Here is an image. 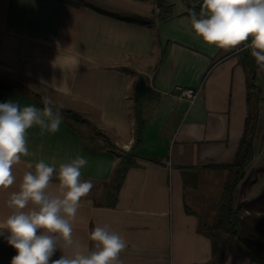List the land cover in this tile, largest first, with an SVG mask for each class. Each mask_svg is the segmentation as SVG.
I'll return each instance as SVG.
<instances>
[{"label": "crops", "instance_id": "crops-1", "mask_svg": "<svg viewBox=\"0 0 264 264\" xmlns=\"http://www.w3.org/2000/svg\"><path fill=\"white\" fill-rule=\"evenodd\" d=\"M84 1L75 6L61 0H0V80L12 85L0 88V103L43 107L21 90L26 86L50 96L54 106L80 113L129 151L135 128L132 93L138 86L153 99H142L150 105L145 106L148 119L136 149L137 164L126 170L115 204L109 206L108 177L118 160L94 127L65 116L56 133L42 135L33 126L27 130V146L34 155L21 157L13 166L14 184L0 188V221L10 214L6 201L19 190L30 164L44 160L58 170L61 163L84 156L88 164L81 179L94 187L70 221L81 253L95 243L90 231L107 225L128 242L120 254L122 264H211L212 239L200 224L215 219L234 178L226 165L235 160L248 112L245 54L239 46L222 49L203 42L191 29L189 8L173 11L152 0ZM86 3L114 13L155 12L166 18L148 25ZM141 73L146 87L140 86ZM41 79H55L58 88H47ZM257 82L263 90L258 77ZM188 87L198 90L193 100L179 95L178 88ZM256 134L252 144L259 146L264 129ZM84 137L94 149H86ZM253 158L244 167H250V181L233 199L234 206L264 189V157ZM256 169L262 173L254 177ZM57 184L53 181L49 191L56 194ZM60 255L58 250L52 259ZM0 264L10 261L0 255ZM222 264L256 263L230 247Z\"/></svg>", "mask_w": 264, "mask_h": 264}, {"label": "clouds", "instance_id": "clouds-1", "mask_svg": "<svg viewBox=\"0 0 264 264\" xmlns=\"http://www.w3.org/2000/svg\"><path fill=\"white\" fill-rule=\"evenodd\" d=\"M189 17L192 31L203 42L222 49L243 45L264 69V0H202L199 11L193 7ZM41 83L49 89L58 88L55 79H41ZM69 91L65 82V94ZM42 105L21 107L13 100L0 103V188L14 184L13 166L21 157L34 155L27 146L28 129L38 126L42 135L60 130L63 117L59 107L48 95L42 97ZM87 164V158L78 155L61 163L58 170L44 160L34 168L28 166L19 190L6 201L10 214L0 221V237L16 250L10 264H122L120 254L128 242L107 225L90 231L95 243L85 253L79 251L80 241L73 238L70 221L81 199L94 187L91 181L81 179V169ZM53 179L58 181L56 194L49 191ZM58 250L62 255L52 259Z\"/></svg>", "mask_w": 264, "mask_h": 264}, {"label": "trees", "instance_id": "trees-1", "mask_svg": "<svg viewBox=\"0 0 264 264\" xmlns=\"http://www.w3.org/2000/svg\"><path fill=\"white\" fill-rule=\"evenodd\" d=\"M61 1L75 6L85 4L84 0ZM162 4L163 2L161 1L159 6L161 7ZM201 4L202 2L195 4V9L197 11H199ZM86 5H89L102 13L148 25L153 24L158 19L163 21L166 18L163 14L156 15L155 12H152L149 15H141L132 12L114 13L89 3H86ZM189 9L192 10L193 8L190 7ZM241 51L246 57L245 68L247 72L248 112L243 136L237 149L235 160L232 164L226 165V167L234 170V178L228 182L226 195L218 206L215 219L210 224L206 222L200 224V231L207 234L212 239L213 258L211 264H222L230 247H236L251 263L264 264V189L255 198L241 201L237 203V206H234L233 204V191L235 190L237 183L244 177V167L250 161L253 153L252 140L256 132L258 121V102L262 97L260 88L258 93H256L257 63L249 52L246 50ZM252 74H255L254 83L250 81V76ZM0 88L12 89V85L0 80ZM21 90L42 105L43 96L40 93L35 92L26 86H21ZM132 94L131 110L135 119V128L133 134L134 140L129 151H125L115 144L107 134L101 132L100 129H97L91 124L90 120L80 113L72 109L59 107L61 115L69 118L74 123H86L88 126L94 127V133L96 135H101L105 139L107 143L106 148L113 152L117 158L118 161L108 177L107 196L113 197L112 200L108 202L109 206L115 204L116 193L121 186L126 170L137 164L136 159L138 154L136 149L140 144L142 133L148 119V116H146L147 110L142 99L144 97H146L144 98L146 100L153 99L148 92L140 91L138 86L133 88ZM88 140L89 139L84 137V146L86 149H94L89 145ZM53 181L56 180L53 179ZM95 203L98 204V202ZM0 255L7 258L10 262L12 257L16 255V250L9 245L3 237H0Z\"/></svg>", "mask_w": 264, "mask_h": 264}, {"label": "rangeland", "instance_id": "rangeland-1", "mask_svg": "<svg viewBox=\"0 0 264 264\" xmlns=\"http://www.w3.org/2000/svg\"><path fill=\"white\" fill-rule=\"evenodd\" d=\"M161 1H163L164 3H166V6H164L165 8H168L169 10H173V11H176L177 9H182V8H190L189 3H192V4L195 5V4L199 3V2H202V0H152V2H159V3H161ZM236 48H234V49H236ZM256 72H257L258 79L263 82L261 84L262 87H264V70L261 69L257 65ZM144 77H145V74L144 73H141L140 74V86L141 87H146V85L144 84ZM256 85L258 86V82L256 83ZM260 90H261V96L262 97H261V99L258 102V104L260 106V109H259V117H258L259 119L257 121V127H256V132H255V133H257L256 135H260L261 131H263V129H264V89L262 90L260 88ZM149 105H150V103L147 102V104L145 106L148 107ZM259 106H258V108H259ZM255 142H256V139H255ZM255 144H256V150H254ZM252 145H253V153H252V156L254 155L253 160L255 161V160H258L261 157H264V141L263 140H260L259 146H258L257 142L256 143H253ZM249 170H250V167L249 166L244 169V177L243 178H248V179L246 181H244V184L242 186L240 185L238 188H236L234 190V192H233V199L239 195L241 189H243L246 185H248V182L250 181V177L251 176L250 177H246V176L249 174ZM261 173H262L261 170L256 169L254 171V174L253 175H254V177L255 176H260ZM261 176H264V174H262ZM260 193H261V191H260Z\"/></svg>", "mask_w": 264, "mask_h": 264}, {"label": "built area", "instance_id": "built-area-1", "mask_svg": "<svg viewBox=\"0 0 264 264\" xmlns=\"http://www.w3.org/2000/svg\"><path fill=\"white\" fill-rule=\"evenodd\" d=\"M238 50H246L247 52H249L251 54V49H244L243 48V45L239 46L238 47ZM254 58V57H253ZM254 60L256 61V59L254 58ZM257 63V62H256ZM258 65V64H257ZM264 70V69H263ZM178 91H179V95L180 96H183L189 100H193L196 98L197 96V93H198V90L195 89V88H191V87H188V88H178Z\"/></svg>", "mask_w": 264, "mask_h": 264}, {"label": "water", "instance_id": "water-1", "mask_svg": "<svg viewBox=\"0 0 264 264\" xmlns=\"http://www.w3.org/2000/svg\"><path fill=\"white\" fill-rule=\"evenodd\" d=\"M189 6L190 7H195V5L194 4H192V3H189ZM254 75L255 74H252L251 76H250V81L252 82V83H254ZM257 86V85H256ZM258 90H259V88H258V86H257V88H256V93H258ZM253 147V146H252ZM251 157H252V155H251Z\"/></svg>", "mask_w": 264, "mask_h": 264}]
</instances>
